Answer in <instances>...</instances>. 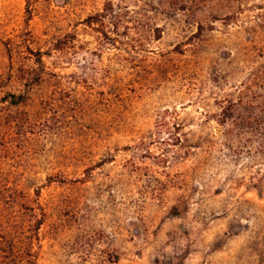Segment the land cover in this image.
<instances>
[{"label":"rangeland","instance_id":"374dc122","mask_svg":"<svg viewBox=\"0 0 264 264\" xmlns=\"http://www.w3.org/2000/svg\"><path fill=\"white\" fill-rule=\"evenodd\" d=\"M0 264H264V0H0Z\"/></svg>","mask_w":264,"mask_h":264},{"label":"trees","instance_id":"16d2710c","mask_svg":"<svg viewBox=\"0 0 264 264\" xmlns=\"http://www.w3.org/2000/svg\"><path fill=\"white\" fill-rule=\"evenodd\" d=\"M200 28H202V26H200Z\"/></svg>","mask_w":264,"mask_h":264}]
</instances>
